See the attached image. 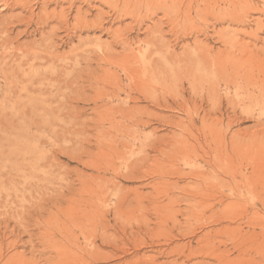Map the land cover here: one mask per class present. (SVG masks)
Returning a JSON list of instances; mask_svg holds the SVG:
<instances>
[{"label": "rangeland", "instance_id": "374dc122", "mask_svg": "<svg viewBox=\"0 0 264 264\" xmlns=\"http://www.w3.org/2000/svg\"><path fill=\"white\" fill-rule=\"evenodd\" d=\"M254 58L264 0H0L1 193L62 200L87 264H264Z\"/></svg>", "mask_w": 264, "mask_h": 264}, {"label": "bare ground", "instance_id": "6f19581e", "mask_svg": "<svg viewBox=\"0 0 264 264\" xmlns=\"http://www.w3.org/2000/svg\"><path fill=\"white\" fill-rule=\"evenodd\" d=\"M252 60H256L255 64L258 65L259 71L264 72V59L254 58ZM12 82L21 86L26 84L41 86L43 84L41 81L31 83L22 78L21 80L14 79ZM256 99L264 103V89L260 91ZM259 116L264 117V109L260 111ZM257 136H262L264 139V130L254 134V137ZM240 157L257 166L252 167L254 170L252 177L259 187V193L257 190L252 192L250 188V195H256L264 206V150L256 156L250 152ZM3 175L0 163V184L4 183ZM253 178L245 182L250 185ZM5 197L0 190V264H87L83 247V240L86 238L85 222L83 223L81 218L72 214L69 207L64 208L65 203L63 204L62 200L14 202ZM53 209H56L59 215L53 213ZM77 232L80 234L77 235ZM19 247L29 249V254L21 253L5 260V251ZM257 247L262 251V248ZM244 253L241 248L239 257L244 256ZM98 261L99 256L97 255L93 263L97 264Z\"/></svg>", "mask_w": 264, "mask_h": 264}]
</instances>
